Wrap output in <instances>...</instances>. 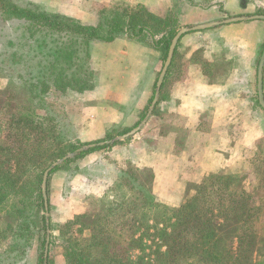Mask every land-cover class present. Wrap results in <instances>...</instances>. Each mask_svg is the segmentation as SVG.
<instances>
[{
    "label": "trees",
    "instance_id": "16d2710c",
    "mask_svg": "<svg viewBox=\"0 0 264 264\" xmlns=\"http://www.w3.org/2000/svg\"><path fill=\"white\" fill-rule=\"evenodd\" d=\"M0 15L3 21L23 22L46 36L56 37L38 62L39 78L29 80L23 90L27 94L22 93L21 102L12 110L9 108L0 145V208L11 203L6 213L15 223L18 241L26 246L31 237L30 218L35 211L40 214L43 235L38 264H44L47 226L42 175L52 162L83 144L63 141L61 121L39 109L52 106L49 100L53 97L90 90L94 44L111 43L122 35L142 44L146 33L164 60L180 27L168 30L175 21L173 11L169 17L161 18L142 7H112L97 24L91 25L67 15L21 7L11 0H0ZM176 51L177 48L174 56ZM106 141H97L94 144H104L83 151L76 158L108 148ZM122 175L116 186L120 190L127 188L134 202L125 204L126 193L98 214L82 215L85 222L79 236L69 237L64 246L63 256L68 264H264V194L258 193V204H252L239 175H211L177 208L161 204L147 192L137 171L129 169ZM13 228L14 224L9 225L1 234H11ZM83 229L88 231L85 238L81 236Z\"/></svg>",
    "mask_w": 264,
    "mask_h": 264
},
{
    "label": "rangeland",
    "instance_id": "374dc122",
    "mask_svg": "<svg viewBox=\"0 0 264 264\" xmlns=\"http://www.w3.org/2000/svg\"><path fill=\"white\" fill-rule=\"evenodd\" d=\"M11 1L21 7L67 15L79 20L81 23L90 25L97 24L102 17H105L103 15H106L107 11L112 7L122 8L128 6L131 8H144L139 5H127L123 0ZM174 4L172 1L171 6H175ZM197 4L208 9L215 5L219 9V15L215 22L233 17L264 15V0H197ZM103 12L105 13L103 14ZM158 12L165 14L161 18H166L170 14V7L167 5L160 6ZM181 20L176 15L175 21L170 24L168 30L174 29L177 26L181 29L183 27L200 25L185 24ZM250 22L253 21L240 23ZM261 24L262 43L255 56L256 60L254 65L256 68L259 58L264 51V23ZM218 27H220V31L216 33V36L206 38L205 34L197 35L200 36L194 42L197 50L194 58L190 62L195 61L202 66V70L206 74L205 76L209 83H220L226 80L228 75L235 73L239 77L233 80V87L236 90L235 99L238 102L239 110L246 112L243 116L245 115L246 118H250L249 124L251 131L254 128L253 124L256 127L260 126L261 129H264V111L259 106L257 99L256 69L254 70V76L252 78H249L244 73L246 55L243 51L245 50V46L235 43L237 38L241 37L243 30V34H253L255 31L241 29L234 33L233 31H227L224 27ZM145 36L146 39H144L142 44L132 41L138 45L129 44L120 52H118L117 48L106 49L108 48L105 46L106 43L94 44L90 59L93 70L90 90L83 92L70 91L64 96H56L51 100L49 98L48 100L52 106L47 105L45 108L39 109L41 113L46 110L56 120L61 121L62 129H60V132L62 135H65L63 141L68 140L73 144L79 142V144H83L82 146L94 144L102 140H108L106 142H109L106 144L107 147L109 146L108 148L88 153L80 158H76L77 155L74 157L76 159L67 166L57 172L50 173V179L48 178V197L50 202L49 247L46 264H68L63 256L64 246L69 237L79 236V232L83 228L81 224L85 222L84 219L80 218L82 215L89 213L92 215L98 214L101 210L107 209L111 205L112 200L120 201L121 196L126 193L127 198L124 200L125 204L129 206V202H134L127 188L120 190L116 186L120 183L121 178L124 177L122 172L129 169L137 171V176L147 188V192H151L157 201L170 208L179 207L184 201L193 196L197 187L206 180L200 181V184H190L182 191H158L161 195L168 194L175 198L178 200L177 203L180 201V196L183 197L179 205H166L161 202L153 189L152 171L140 166L130 165L132 164L130 162L131 156L124 149L125 145L130 146L133 140H138V134H140L147 122L154 116L158 106L167 96V90L172 81L171 77H167L169 71L186 72L187 63L182 58L180 49H177L176 55L173 56L174 59H172L159 91L158 101L147 121L136 134L123 141H118L113 144L110 143L117 137L130 132L142 122L149 110L155 93L156 82L166 58L163 60L159 49L152 46L149 34L145 33ZM54 38L56 37L46 36L43 32H39L35 28H30L26 23L3 21L0 15V145L3 144V126L8 121V112L12 110L13 105L21 102L22 93L27 94V91L23 92L27 84L29 85L31 80L34 82L39 78L38 62L44 58L42 54L46 53L51 40L53 41ZM127 38L125 35H122L118 39L131 42ZM103 58H129V60L126 62L123 60L125 63L122 62L121 64L116 62V60L114 63H110L109 61L100 66ZM130 58L146 59L148 65L151 68L153 66L154 69L152 70L149 67V73L145 72V75L148 76L141 77L143 76L142 73H137L134 69L131 70ZM120 65L123 66L122 68L128 66L126 68L128 73L125 78L122 77L123 73L118 68ZM96 67L101 70L96 71L98 69ZM103 68L106 70L109 68L110 71H106V74H113L114 78H110L109 75L104 74H99V76L95 77V74L105 72ZM95 88L99 89L98 93H93ZM35 102L39 103L38 101ZM37 103L36 105H38ZM109 107L115 110V114L123 112V119L120 120L121 124L101 125V121L96 120L97 118H101V115L107 116L101 113V111L107 112L106 110ZM110 118L115 119L116 116ZM71 153L73 152L65 156ZM124 154L129 156H125ZM126 159H128L127 162L130 164L125 168L121 167L123 168L121 172L118 171L119 160ZM112 166L113 168H111ZM225 173L239 175L247 187L251 203L258 204V193L264 194V137L257 140L255 146H251L250 158L246 163L237 166L232 172L228 171ZM163 178H165V181L162 183L163 187L174 186L172 176H163ZM66 185H68V190L62 191ZM259 188L261 189L260 192ZM186 196H188V199ZM10 204L8 202L0 208V264H38V257L42 252L41 240L43 235L39 219L40 214L35 211L30 218L31 237L26 246L23 241H18L15 223H13V220L6 213L9 210ZM13 224L14 228L11 234H1L9 225ZM87 235L88 231L83 229L81 236L85 238ZM13 243L16 245L9 251L8 248ZM131 254L132 256H136L137 253L132 252Z\"/></svg>",
    "mask_w": 264,
    "mask_h": 264
},
{
    "label": "crops",
    "instance_id": "0c3cea01",
    "mask_svg": "<svg viewBox=\"0 0 264 264\" xmlns=\"http://www.w3.org/2000/svg\"><path fill=\"white\" fill-rule=\"evenodd\" d=\"M123 1L130 6H143L150 13L160 17L165 15L162 14L163 11L162 13L158 12L160 6L167 5L175 17L177 15L183 23L191 25L215 22L219 15V9L215 5L208 9L198 5L197 0ZM172 1L175 6L177 3L176 7L171 6ZM261 23L263 22L253 21L221 26L234 33L241 29L255 31L253 34H243V30L241 37L235 41L236 44L245 46L243 51L246 55L244 73L249 78L254 76L255 69L257 73L254 63L262 43ZM219 29L220 27H216L189 32L181 37L177 49H180L181 56L187 63L186 72L169 71L167 77H171L172 81L167 90V96L158 106L154 116L138 134V140H133L131 147L124 146V149L131 156L130 162L132 164L127 162L128 159L118 162V171L120 172L123 169L121 167L125 168L128 164L150 169L153 173V189L161 202L166 205H179L183 197L180 196V201L177 203L178 200L175 198L168 194L161 195L158 191H182L190 184H200V181L211 175L232 172L234 168L249 160L251 146H255V142L264 137V129H261L260 126L256 127L253 124L254 128L251 131L250 118L243 116L246 112L239 110L238 102L235 99L236 90L233 87V80L239 77L232 73L220 83H209L202 66L195 61L190 62L197 50L194 43L196 38L200 37L197 35L205 34V37L209 38L216 36V33L220 31ZM129 44L138 45L132 41L117 39L111 43H106L105 46L108 47L106 49L117 48L120 52ZM130 59L131 70L134 69L137 73H142L143 76L141 77H147L145 72L149 73L150 66L146 59ZM115 60L121 64L128 61L129 58H103L100 66L109 61L114 63ZM122 67L120 65L118 68L123 73L122 77L125 78L128 73L126 69L128 66ZM151 69H154L153 66ZM100 70L98 68L96 71ZM103 70L105 72L95 74V77L99 74L109 75L106 74V71H110L109 68L107 70L103 68ZM109 77L114 78V75L110 74ZM98 90L95 88L93 93H98ZM106 111H101V113L107 116L101 115V118L96 119L101 121V125L121 124L123 112L115 114V110L110 107ZM112 116H116L117 119L110 118ZM121 162L122 164H120ZM107 165L109 164L107 163ZM163 176H172L174 186L163 187L162 183L165 181ZM67 190L68 185L64 190L62 189V191ZM186 198L188 199V196Z\"/></svg>",
    "mask_w": 264,
    "mask_h": 264
},
{
    "label": "water",
    "instance_id": "95a60500",
    "mask_svg": "<svg viewBox=\"0 0 264 264\" xmlns=\"http://www.w3.org/2000/svg\"><path fill=\"white\" fill-rule=\"evenodd\" d=\"M249 21H262L264 23V15H253V16H240V17H233V18H228L222 21H216V22H209L206 24H200L192 27H183L180 30H178L173 38L170 41L168 51H167V56L165 59V62L163 64V67L161 69V72L159 74L158 80L156 82V88H155V93L151 102V105L149 107V110L145 116V118L142 120V122L132 129L130 132L117 137L116 139L112 140L110 143L113 144L118 141H123L130 136L136 134L140 129L141 126L147 121L149 116L151 115L157 101H158V96H159V91L162 87L164 78L168 72V69L171 65L175 49L177 47V44L181 37L189 32H196V31H203V30H208L212 28H216L218 26L222 25H229V24H234V23H240V22H249ZM263 68H264V51L262 52L258 65H257V73H256V91H257V99H258V104L261 107V109L264 111V94H263ZM109 142H106V144ZM104 143H99V144H88L85 146H82L81 148L77 149L73 153L65 156L64 158L53 162L44 172L42 175V181H41V194L43 198V205L45 209V221H46V233H47V238H46V243H45V248H44V258H45V263L46 264V259L48 255V247H49V211H48V200H47V181L49 178L50 173L52 170H54L56 167L60 166L63 162L72 159L82 153L83 151L89 150L96 145H103Z\"/></svg>",
    "mask_w": 264,
    "mask_h": 264
}]
</instances>
